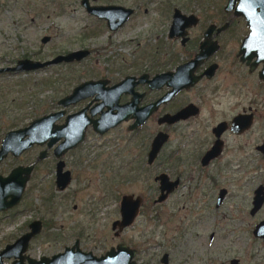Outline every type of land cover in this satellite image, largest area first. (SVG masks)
<instances>
[{
  "label": "flooded vegetation",
  "instance_id": "af4514ba",
  "mask_svg": "<svg viewBox=\"0 0 264 264\" xmlns=\"http://www.w3.org/2000/svg\"><path fill=\"white\" fill-rule=\"evenodd\" d=\"M28 1L26 11L27 15L32 17L31 20H42V16H46L51 22L56 16H60L62 10L64 11L61 8L62 0H37V3L33 0ZM94 1L96 0H89L91 7L117 6L131 10L127 20L117 29L111 30L105 19H98L83 8L86 16L104 24L109 32V38L127 28L134 17L140 14L138 7L133 9L120 5H99L93 3ZM227 5L228 0L222 9L217 6V9L212 10L208 9V5L207 7L200 5L187 11L186 7L180 9L168 1L164 4H155L157 9L154 11V17H151L147 24L148 39L144 42L142 39L138 40L137 55L134 54L130 61H122L123 64L120 65V69L126 71L123 78L116 83L106 78L88 80L106 81L105 91L99 90L93 96L72 105L76 107L85 103L77 112L67 114L66 108L65 115L55 124L64 125L67 116L84 109L86 117L92 121L99 119L102 113H105L107 123L113 122V119L121 121L102 135L95 132L92 126H87L84 140L76 147L63 152L59 147L63 141L61 139L54 146L48 147L47 143L42 146L34 145L16 155L8 152L1 157L0 167L10 162V169L7 172L0 171V221L1 218H10L14 221L29 211L28 207L23 205L28 198L31 182L42 163L49 166L44 170H49L46 175L50 176L49 181L52 182L49 183L53 189L61 193L69 187L73 176L67 169L66 157L81 150V145L90 132L88 128L99 136H108L119 130L120 153L123 158H128L120 167L121 177L127 178L123 184L135 182L140 177L146 180L147 185L152 182L144 191L146 194L121 195L118 205L119 218L112 224L120 220L122 200L131 198L134 201L138 200L139 204L133 222L121 231H116L118 237L132 228L146 210H150L149 214L155 215L157 207L164 202L171 203V206L178 205L175 199H180L178 196L181 188L185 190L181 193L184 201L192 197L194 192H199L201 198H205L206 194L210 196L212 211L207 210L204 214L212 213L219 217L229 216L237 219H254L264 214V77L261 76L264 74V21L262 26L252 27L245 18L235 15L238 1H235L230 11L225 12ZM34 6L37 7V11ZM148 10V8L142 10L143 16ZM222 10L225 18L221 17ZM44 39L46 40L43 42ZM50 42V36L41 38L43 46ZM110 48L117 52L116 46L111 45ZM76 51H86L88 55L84 59L91 53L86 49H76L57 54L50 60ZM25 59L31 60L24 56L16 60L15 64ZM15 64L0 68L14 67ZM61 65L67 64L53 65L38 71ZM6 74L14 73H0ZM162 75L166 76L160 78ZM115 86L118 88L115 89ZM73 89L59 100L70 95ZM97 96L100 99L95 101ZM103 103L105 106L98 109L97 105ZM58 108L57 111H60L61 108L59 106ZM93 108L96 114L92 116ZM150 123L154 130L150 129ZM144 127L145 130H149L146 132L147 136L149 135L147 138L141 136ZM11 131L13 130L8 132ZM159 134L165 137V141L156 157L149 161L152 142ZM5 135L0 141V152ZM33 151L37 154L35 162L28 165L13 164L14 160L18 161ZM52 162V166L47 164ZM81 163L79 159L74 162L79 165ZM159 166H164L165 170L158 171ZM28 168H30L28 174L18 171ZM65 173L68 176V183L61 189L60 181ZM144 173L146 177L142 176ZM161 176H164L165 180L159 179ZM32 186L35 184L32 183ZM43 187L38 191L44 192ZM162 194L165 198L159 202ZM47 197L41 201V208L45 211L52 206L50 198L53 197V191H49ZM190 202L192 201L189 200L188 203ZM194 203L196 205L193 207L185 205L182 207L187 208V214L193 212L190 209H202L201 211L209 209L205 201L199 202V198L195 199ZM228 203L230 206H227ZM262 221L264 218L251 228H248L250 223H247L246 231H251L254 237L253 232ZM35 224H38L40 229L29 241L27 251L31 242L52 223L37 217L23 222L20 236L5 243L2 250L31 233L35 229ZM56 237L59 238L58 235ZM209 238L212 239L213 234ZM75 244L83 251L80 241L75 239L73 245L64 247L63 252ZM133 250L137 255V251ZM27 251L25 256L29 257ZM164 255L160 263L168 264V255ZM13 261L3 260V264H12ZM134 263L136 264L135 257ZM229 264L242 263L233 259Z\"/></svg>",
  "mask_w": 264,
  "mask_h": 264
},
{
  "label": "rangeland",
  "instance_id": "374dc122",
  "mask_svg": "<svg viewBox=\"0 0 264 264\" xmlns=\"http://www.w3.org/2000/svg\"><path fill=\"white\" fill-rule=\"evenodd\" d=\"M27 1L0 0V66H12L24 56L33 61H47L57 54L76 49H86L91 53L81 62L49 70L0 75V141L8 131L24 128L34 119L57 111V100L70 93L75 86L102 78L113 83L120 81L126 73L120 69L122 61L132 60L139 49L136 42L148 39L147 24L154 17L157 9L155 4L168 1L180 9L186 7L187 11L192 7L208 5V9L214 10L218 7L222 9L227 0H96L93 3L99 5L139 8L140 14L134 17L127 28L111 38L103 23L86 16L80 0H62L61 8L64 11L51 22L46 16H42V20H31L32 17L26 11L29 6ZM33 1L37 3V0ZM34 8L37 11V7ZM144 8L149 9L145 16L142 14ZM221 17H226L223 10ZM44 36L51 38L46 46L41 44ZM111 45L117 47V52L111 50ZM84 105L70 106L66 112H77ZM149 125L154 130L152 123ZM118 131L108 136H99L88 128L89 133L81 150L66 157L67 169L71 171L73 179L61 193L55 188L54 191L49 183L52 182L49 181L50 176L46 175L49 170H44L49 166H44L45 163L37 166L39 170L31 182L28 198L23 205L29 211L14 221L1 218L0 251L5 243L20 236L23 222L37 217L52 224L29 246L27 255L36 260L61 253L64 247L73 245L75 239H78L81 249L96 257L124 243L137 251L136 264H161L164 254L168 255V264H229L233 259L242 264H264V243L253 237L251 231H246L247 223H250L248 228H251L264 218V214L254 219L204 214L207 210L212 211L210 196L206 194L205 198H201L199 192H194L192 197L184 201L181 198V193L185 192L183 188L179 192L180 199H175L178 205L171 206V203L164 202L157 207L155 215L146 210L132 228L114 237L111 224L119 218L121 195L146 194L144 191L152 184L150 182L147 185L141 177L135 182L123 184L127 178L121 177L120 167L128 158H123L120 153ZM146 132L149 130L144 127L142 138L149 136ZM36 155V151L30 152L20 160H14L13 164H31L36 161ZM77 159L82 162L81 165L74 164ZM9 164L7 162L2 165L0 171L7 172ZM47 164L52 166L53 162ZM158 168V171L165 170L164 166ZM142 176L146 177V174ZM42 187L44 192L41 193L38 190ZM49 191H53V197H49L52 206L45 211L41 208V201L48 198ZM197 198L199 202L205 201L209 209H190L193 212L187 214V208L182 207H193ZM189 200L192 202L188 203ZM32 210L34 212L31 213ZM211 234L212 239L209 238Z\"/></svg>",
  "mask_w": 264,
  "mask_h": 264
},
{
  "label": "water",
  "instance_id": "95a60500",
  "mask_svg": "<svg viewBox=\"0 0 264 264\" xmlns=\"http://www.w3.org/2000/svg\"><path fill=\"white\" fill-rule=\"evenodd\" d=\"M238 1V5L235 7V15L237 17L245 18L252 27L262 26L264 21V0H228V5L224 9L225 12L230 11ZM81 6L91 15L98 19H105L111 30L117 29L131 14V10L117 6L107 7H91L89 0H82ZM178 13L176 12V15ZM176 17V16H175ZM192 18V17H191ZM46 39L43 40V42ZM88 53L86 51H76L67 55L58 56L50 61L41 62L33 60H20L14 67L0 68V73H14V74H25L38 71L45 67L58 65V64H71L83 60ZM166 75L159 76L164 78ZM264 77V74H261ZM129 79H126V81ZM124 81V82H126ZM106 81H87L76 86L72 93L58 102V106L61 108L60 111L53 112L34 119L29 123L28 126L20 129L8 132L2 141L0 152V158L4 157L8 152H13L16 155L18 152L25 150L26 148L36 146H42L47 143V146H54L61 139L63 140L59 147L64 150H68L79 145L85 136V130L87 126H92L93 130L100 135L104 134L109 128L114 127L121 120L117 121L113 119V122L107 123L108 120L105 117V113H102L100 118L92 121L91 118L86 117V109L80 112L66 117L65 124L57 126L55 123L65 115V109L76 105L79 101L93 96L97 91H105ZM151 83V82H150ZM124 84V83H123ZM115 89L118 86L114 87ZM100 99L98 96L95 97V101ZM98 109L103 108L105 104L97 105ZM91 110L92 116L96 114ZM140 123V122H139ZM165 137L158 135L151 145L149 152V161H152L158 152L160 151ZM20 173L28 174V169H18ZM159 179L165 180L164 176ZM25 181V180H24ZM62 188L64 189L68 183L67 173L63 176L60 181ZM163 187L165 184L163 182ZM18 197V196H17ZM165 196L162 194L158 201H162ZM260 199L258 202L260 203ZM138 200H132L131 198H125L121 202L120 220L112 224V230L115 232L114 237H118L116 231H121L123 228L128 227L134 220L137 213ZM39 225L35 224V229L21 239H19L14 245L6 246L4 250L0 251V264H3V260L13 259L12 264H135L134 257L136 252L130 249L124 244H119L115 247H111L105 255L96 257L92 253H85L81 251L77 244L71 248H67L64 252L53 255L51 258L42 257L39 260H35L25 256L27 251L28 243L38 232ZM253 235L257 239H261L264 242V221L260 222ZM166 255L163 256V262H165ZM236 262V261H235Z\"/></svg>",
  "mask_w": 264,
  "mask_h": 264
}]
</instances>
